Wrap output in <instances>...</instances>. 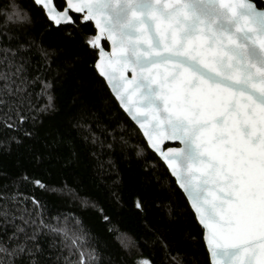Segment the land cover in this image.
Segmentation results:
<instances>
[{"label": "snow or ice", "instance_id": "obj_1", "mask_svg": "<svg viewBox=\"0 0 264 264\" xmlns=\"http://www.w3.org/2000/svg\"><path fill=\"white\" fill-rule=\"evenodd\" d=\"M0 264H264V0H0Z\"/></svg>", "mask_w": 264, "mask_h": 264}, {"label": "water", "instance_id": "obj_2", "mask_svg": "<svg viewBox=\"0 0 264 264\" xmlns=\"http://www.w3.org/2000/svg\"><path fill=\"white\" fill-rule=\"evenodd\" d=\"M200 11V13L202 15H208L209 17L211 16H216V17H221V19L218 20L217 22V27H222L225 28L229 31H231L232 25L229 22H225V20L222 18L224 13H222L218 8H216L215 6H209V8H205V9H198ZM237 37L238 39H243L242 36H240L239 33H237ZM109 53L111 52V48H108ZM126 75H128L130 77V72L126 73Z\"/></svg>", "mask_w": 264, "mask_h": 264}, {"label": "trees", "instance_id": "obj_3", "mask_svg": "<svg viewBox=\"0 0 264 264\" xmlns=\"http://www.w3.org/2000/svg\"><path fill=\"white\" fill-rule=\"evenodd\" d=\"M106 47L108 46L106 45ZM106 100H108L107 89L102 87L94 94V102L99 106H103ZM125 127H128L129 131H131V127L129 125H125ZM124 223L126 227H134L137 221L129 213L124 217Z\"/></svg>", "mask_w": 264, "mask_h": 264}]
</instances>
